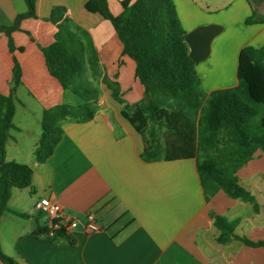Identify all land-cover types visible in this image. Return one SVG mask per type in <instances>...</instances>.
I'll return each mask as SVG.
<instances>
[{"label":"crops","instance_id":"1","mask_svg":"<svg viewBox=\"0 0 264 264\" xmlns=\"http://www.w3.org/2000/svg\"><path fill=\"white\" fill-rule=\"evenodd\" d=\"M122 1L108 0L114 15L121 13ZM92 2L37 0L36 18L23 20L21 29L12 34L14 53L6 34L0 33L1 94L11 92L14 58L22 69L6 158L34 171L32 185L14 188L8 211L0 217L3 253L18 264H264V246L250 247L238 240L219 243L220 231L212 216L238 221L236 235L264 241V154L258 151L238 172L240 184L255 197L259 212L223 191L207 201L195 159L142 160L143 139L101 78L94 119L64 121V136L54 154L44 163L37 162L44 110L77 104L50 75L41 51L54 42L58 30L47 20L53 8L63 7L62 18L90 34L101 68L120 85L125 104L144 98L134 61L123 55L112 24L90 7ZM174 2L187 34L201 26L223 28L212 41L209 57L196 64L204 91L236 87L242 49L264 46V23H247L254 16L262 18L264 0H252L253 7L247 0ZM26 11L25 0H0V26L13 24ZM45 198L81 220L94 214L101 231L87 234L80 229L70 238H49L44 231L48 219L37 209ZM0 264L4 263L0 260Z\"/></svg>","mask_w":264,"mask_h":264},{"label":"trees","instance_id":"2","mask_svg":"<svg viewBox=\"0 0 264 264\" xmlns=\"http://www.w3.org/2000/svg\"><path fill=\"white\" fill-rule=\"evenodd\" d=\"M247 1L253 7L252 0ZM25 2V13L19 14L13 24L0 26L11 53L16 50L12 34L21 29L23 20L36 18L37 0ZM121 5L118 15L110 11L108 0H93L90 7L112 24L123 55L134 61L144 98L125 104L120 85L103 72L90 34L73 20L63 19V7L53 8L47 20L58 30L54 42L41 51L50 75L80 101L44 110L37 162L44 163L54 154L64 136V121L85 123L94 119L101 92L86 85L84 76L89 70L112 91V98L124 105L122 115L143 139V161L195 159L207 201L223 191L232 199L252 204L259 212L255 197L240 184L238 172L258 151L264 154V46L242 49L236 87L207 94L189 55L187 33L174 0H124ZM247 23L263 24L264 15L261 19L254 16ZM21 84L22 69L14 58L11 92L0 93V217L8 211L12 190L30 187L34 176L31 166L6 158L10 132L15 129V92ZM212 216L220 231L219 243L238 240L250 247L264 246V241L236 235L238 221ZM0 260L18 264L3 253L1 244Z\"/></svg>","mask_w":264,"mask_h":264},{"label":"built area","instance_id":"3","mask_svg":"<svg viewBox=\"0 0 264 264\" xmlns=\"http://www.w3.org/2000/svg\"><path fill=\"white\" fill-rule=\"evenodd\" d=\"M37 209L48 219V223L45 227V234L49 238H70L80 229L87 234H94L102 229L101 224L94 214L89 213L84 220H81L77 217L65 214L62 206L51 199H42L37 204Z\"/></svg>","mask_w":264,"mask_h":264},{"label":"water","instance_id":"4","mask_svg":"<svg viewBox=\"0 0 264 264\" xmlns=\"http://www.w3.org/2000/svg\"><path fill=\"white\" fill-rule=\"evenodd\" d=\"M222 29L218 25L201 26L186 35L185 41L189 47V55L195 64L209 57L212 41L222 32ZM146 99L148 100L149 97Z\"/></svg>","mask_w":264,"mask_h":264},{"label":"rangeland","instance_id":"5","mask_svg":"<svg viewBox=\"0 0 264 264\" xmlns=\"http://www.w3.org/2000/svg\"><path fill=\"white\" fill-rule=\"evenodd\" d=\"M84 81H85V83H86V85L88 87H92V88H95V89H99L97 79H94L91 75L89 76L86 73L85 76H84ZM72 96L75 98L76 102H79L80 101V99L78 97H76L74 95H72Z\"/></svg>","mask_w":264,"mask_h":264}]
</instances>
